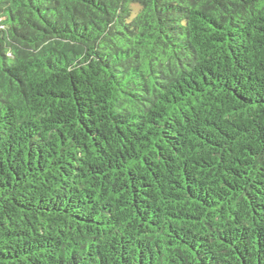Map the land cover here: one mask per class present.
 <instances>
[{"label":"trees","instance_id":"obj_1","mask_svg":"<svg viewBox=\"0 0 264 264\" xmlns=\"http://www.w3.org/2000/svg\"><path fill=\"white\" fill-rule=\"evenodd\" d=\"M0 264H264V0H0Z\"/></svg>","mask_w":264,"mask_h":264}]
</instances>
